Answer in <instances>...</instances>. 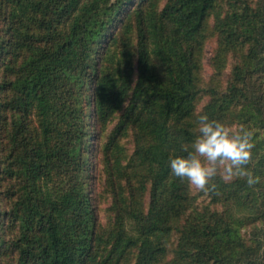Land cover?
<instances>
[{
    "label": "trees",
    "instance_id": "1",
    "mask_svg": "<svg viewBox=\"0 0 264 264\" xmlns=\"http://www.w3.org/2000/svg\"><path fill=\"white\" fill-rule=\"evenodd\" d=\"M200 113L255 184L170 175ZM0 264H264V0H0Z\"/></svg>",
    "mask_w": 264,
    "mask_h": 264
},
{
    "label": "clouds",
    "instance_id": "2",
    "mask_svg": "<svg viewBox=\"0 0 264 264\" xmlns=\"http://www.w3.org/2000/svg\"><path fill=\"white\" fill-rule=\"evenodd\" d=\"M197 134L189 142H182L180 153L169 158L170 175L201 190L214 188L218 175L225 180L246 178L253 185L257 178L247 167L253 148V131L241 125L234 130L222 120L207 113L196 116Z\"/></svg>",
    "mask_w": 264,
    "mask_h": 264
},
{
    "label": "rangeland",
    "instance_id": "3",
    "mask_svg": "<svg viewBox=\"0 0 264 264\" xmlns=\"http://www.w3.org/2000/svg\"><path fill=\"white\" fill-rule=\"evenodd\" d=\"M215 47V41L211 40L206 43L204 50L203 66H204V75L207 78L211 74L210 67V56L213 48ZM114 123L108 122L103 126L101 131V137L99 138L100 145H103L107 140V133L111 131ZM122 143L127 150L130 152L131 145L128 138H124ZM101 152H95L92 156L93 160V180H92V198L93 204L97 213L98 221L104 223L108 215V206L110 204V197L105 188V175L106 169L104 168V160L101 159Z\"/></svg>",
    "mask_w": 264,
    "mask_h": 264
}]
</instances>
